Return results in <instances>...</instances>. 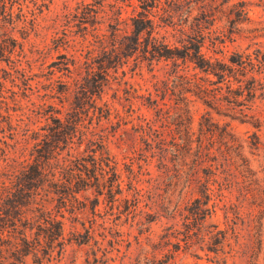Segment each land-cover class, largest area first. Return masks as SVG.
Listing matches in <instances>:
<instances>
[{
  "label": "rangeland",
  "instance_id": "1",
  "mask_svg": "<svg viewBox=\"0 0 264 264\" xmlns=\"http://www.w3.org/2000/svg\"><path fill=\"white\" fill-rule=\"evenodd\" d=\"M139 1H0V264H264V69L239 114L184 90L190 62L120 63ZM148 13L169 43L199 30L218 58L264 50V0H157ZM80 156L67 189L61 163ZM48 213L62 227L52 246Z\"/></svg>",
  "mask_w": 264,
  "mask_h": 264
},
{
  "label": "trees",
  "instance_id": "2",
  "mask_svg": "<svg viewBox=\"0 0 264 264\" xmlns=\"http://www.w3.org/2000/svg\"><path fill=\"white\" fill-rule=\"evenodd\" d=\"M2 3L4 0H0ZM157 0H140L139 4L142 11L137 13V16L132 17L131 29L129 34L119 35L116 39L115 57L120 63L126 61V58L130 51H139L144 58L147 59H169L173 63L176 60H180L183 66H186L187 62H190L192 68L198 72H202L203 75H197V71H194L193 77L187 79V85L184 90L188 93L201 99V101L208 107H214V101H222L227 108H236V111L240 114L241 104H248V100L253 101L255 96L257 84H261L259 77L255 74H259L264 69V50L261 47L254 48L251 52L243 50H233L227 56L226 59L218 58L212 54L207 53L202 49L203 34L198 30V33L188 35L187 42H181L180 44L169 43L163 37L156 36L155 24L153 19L149 16V7L154 6ZM119 17L114 18L115 23L113 28L116 30V24ZM114 35L118 36V33L114 31ZM123 58L124 60H120ZM212 84V86H209ZM262 86H264L262 84ZM188 98L183 95L179 104V109L183 112L187 111ZM105 105H107L105 103ZM108 108V107H107ZM246 114V113H244ZM77 121H69V129L64 136L65 143L71 138V132H73L77 126ZM260 121L254 126H259ZM209 128V127H208ZM207 129V128H206ZM69 160L66 162V160ZM64 159L61 163L62 167L68 168L69 176H67L66 188H71L72 183L77 177L81 176L79 166H83L81 160L82 156L78 157V161L75 160L72 164V159ZM74 159H77L76 157ZM74 166L73 169L71 166ZM37 176L42 174L40 168L36 166ZM114 179L117 178V174L113 169ZM71 176V177H70ZM74 176V177H73ZM53 177V173H52ZM51 177V178H52ZM118 181V180H117ZM118 184V182L116 183ZM207 199L194 197L193 204L188 209L190 212V218L193 225L198 226V219L204 215L207 207ZM44 224H38V228L43 232V236L47 237L50 245L60 242L59 238L62 236L61 221L54 215L49 213L42 217ZM2 236V229H0V238ZM186 236L188 237V231ZM19 239L23 242L26 240L25 234L21 232ZM37 240L33 242L37 244ZM31 243L33 245L34 243ZM36 248L35 246H32ZM34 264H42L38 259Z\"/></svg>",
  "mask_w": 264,
  "mask_h": 264
}]
</instances>
